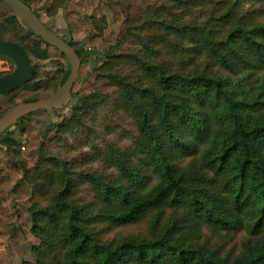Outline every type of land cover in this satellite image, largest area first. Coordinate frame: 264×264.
I'll return each mask as SVG.
<instances>
[{"label": "trees", "instance_id": "obj_1", "mask_svg": "<svg viewBox=\"0 0 264 264\" xmlns=\"http://www.w3.org/2000/svg\"><path fill=\"white\" fill-rule=\"evenodd\" d=\"M110 1L125 8L92 91L36 133L31 113L13 123L24 143L0 135L9 156L38 158L22 176L38 243L20 264H264V0ZM0 40L49 56L14 13ZM36 70L0 117L67 78Z\"/></svg>", "mask_w": 264, "mask_h": 264}, {"label": "rangeland", "instance_id": "obj_2", "mask_svg": "<svg viewBox=\"0 0 264 264\" xmlns=\"http://www.w3.org/2000/svg\"><path fill=\"white\" fill-rule=\"evenodd\" d=\"M50 3L51 0H34L32 3L41 21L62 38H66L69 34L73 43L85 40L82 51H87V54L81 61L79 76L87 75V78L84 81L76 80L72 91L78 97L86 95L92 91L95 80L93 70L104 60L105 51L116 44L120 23L115 21L114 13L122 14L125 4L110 0H68L54 15H48L46 9ZM12 14L13 11L0 1V23H5L6 18ZM92 18L101 24L100 31L95 27ZM48 55L45 60H37L31 56L32 64L37 68L35 79H49L60 75L65 79L69 73V67L64 57L51 46L48 47ZM0 67H5L6 72L14 68L11 64L1 63ZM10 106L9 100L3 95L0 96V112L7 110ZM71 111L72 105L66 103L63 108L50 112L45 110L32 112L29 116L32 133L68 117ZM7 129L20 143H24L29 137V135L21 134L17 126H10ZM52 135L53 131H50L46 139ZM113 137L114 135L111 134L107 138ZM67 143L76 147L74 152L87 150L83 145L78 143L76 145L72 137L68 138ZM52 148L56 149L57 146L52 144ZM37 159V153L34 150L26 155L19 152L15 156H9L2 145L0 136V192L9 197L7 203L0 205V264H20L22 261L33 260L31 248L38 241L30 232L28 207L32 192L31 186L23 180L22 176L25 168L29 169L37 164ZM98 166H100L98 163L93 164V167Z\"/></svg>", "mask_w": 264, "mask_h": 264}, {"label": "water", "instance_id": "obj_3", "mask_svg": "<svg viewBox=\"0 0 264 264\" xmlns=\"http://www.w3.org/2000/svg\"><path fill=\"white\" fill-rule=\"evenodd\" d=\"M2 1L35 35L65 56L69 64V73L65 81L54 93H40L33 100L21 102L3 114L0 117V135L21 117L32 112L37 110L50 112L61 109L64 107L66 101H70L72 106L75 105L78 96H72L71 94L73 84L77 79L84 81L87 78V75L79 76L80 60L82 57H79L75 52L83 42L76 46H70L68 44L70 35H67V39L65 40L56 35L22 0ZM0 61L12 63L14 67L10 72L0 75V96L23 86L29 80L34 70L31 57L26 54L21 45L11 41L0 40Z\"/></svg>", "mask_w": 264, "mask_h": 264}, {"label": "flooded vegetation", "instance_id": "obj_4", "mask_svg": "<svg viewBox=\"0 0 264 264\" xmlns=\"http://www.w3.org/2000/svg\"><path fill=\"white\" fill-rule=\"evenodd\" d=\"M55 34H56V33H55ZM56 35H57V34H56ZM68 35H69V34H68ZM58 36H59V35H58ZM59 37H60V36H59ZM61 38H62V37H61ZM62 39H64V40L67 39V36H66V38H62ZM82 42L84 43L85 40H83V41H81V42L73 43V42H71V37H70V41H69L68 44H69L70 46H76V45H78L79 43H82ZM82 45H83V44H82ZM82 45L80 46V48H79L78 50H75L76 54H77L79 57H82L81 60H80V64H81V61H82V59H83V56L87 54V51H85V52L82 51V50H83ZM53 48H54V47H53ZM55 49H56V48H55ZM80 50H81V51H80ZM61 54H62V53H61ZM9 64H11V63H9ZM10 71H11V70H9L8 72H10ZM5 73H7V72H5ZM77 80H79V79H77ZM73 85H74V84H73ZM71 94H72V96H75V95H76L75 93H73L72 89H71ZM66 103H69V104H70V101H66L65 104H66ZM65 104H64V105H65ZM45 111H46V110H45Z\"/></svg>", "mask_w": 264, "mask_h": 264}, {"label": "built area", "instance_id": "obj_5", "mask_svg": "<svg viewBox=\"0 0 264 264\" xmlns=\"http://www.w3.org/2000/svg\"><path fill=\"white\" fill-rule=\"evenodd\" d=\"M1 64L3 65H7L9 64L8 62H5V61H0ZM7 71V69L5 67H0V73H5Z\"/></svg>", "mask_w": 264, "mask_h": 264}]
</instances>
